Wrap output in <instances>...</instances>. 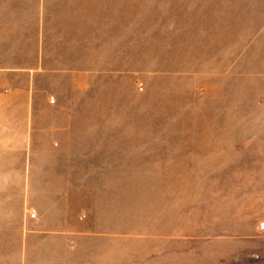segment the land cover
<instances>
[{
  "label": "rangeland",
  "instance_id": "rangeland-1",
  "mask_svg": "<svg viewBox=\"0 0 264 264\" xmlns=\"http://www.w3.org/2000/svg\"><path fill=\"white\" fill-rule=\"evenodd\" d=\"M68 5L65 119L46 166L0 167V264H264V0Z\"/></svg>",
  "mask_w": 264,
  "mask_h": 264
},
{
  "label": "crops",
  "instance_id": "crops-1",
  "mask_svg": "<svg viewBox=\"0 0 264 264\" xmlns=\"http://www.w3.org/2000/svg\"><path fill=\"white\" fill-rule=\"evenodd\" d=\"M70 1L0 0V167L23 166L8 161L23 160L24 152L33 161L51 160L46 137L65 119L51 111L62 105L63 86L77 66Z\"/></svg>",
  "mask_w": 264,
  "mask_h": 264
},
{
  "label": "built area",
  "instance_id": "built-area-1",
  "mask_svg": "<svg viewBox=\"0 0 264 264\" xmlns=\"http://www.w3.org/2000/svg\"><path fill=\"white\" fill-rule=\"evenodd\" d=\"M139 88H140V85H139ZM53 100H54V98L52 97V96H49L48 97V102H53ZM33 212V211H32ZM34 215V212L33 213H31V216H33ZM258 227L260 228V229H263L264 228V223H260L259 225H258Z\"/></svg>",
  "mask_w": 264,
  "mask_h": 264
},
{
  "label": "bare ground",
  "instance_id": "bare-ground-1",
  "mask_svg": "<svg viewBox=\"0 0 264 264\" xmlns=\"http://www.w3.org/2000/svg\"><path fill=\"white\" fill-rule=\"evenodd\" d=\"M73 224V223H72Z\"/></svg>",
  "mask_w": 264,
  "mask_h": 264
}]
</instances>
